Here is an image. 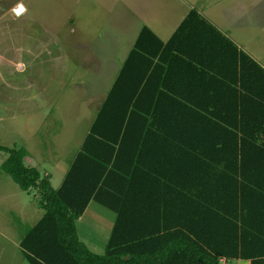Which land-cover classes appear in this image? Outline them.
Segmentation results:
<instances>
[{"label": "trees", "instance_id": "trees-1", "mask_svg": "<svg viewBox=\"0 0 264 264\" xmlns=\"http://www.w3.org/2000/svg\"><path fill=\"white\" fill-rule=\"evenodd\" d=\"M150 39L143 26L58 187L0 142V168L43 208L19 240L30 264H264V68L241 51L237 77L215 72L222 100L154 97L156 54L169 79L193 58ZM91 199L115 212L103 253L76 232Z\"/></svg>", "mask_w": 264, "mask_h": 264}, {"label": "rangeland", "instance_id": "rangeland-1", "mask_svg": "<svg viewBox=\"0 0 264 264\" xmlns=\"http://www.w3.org/2000/svg\"><path fill=\"white\" fill-rule=\"evenodd\" d=\"M17 1L0 0V142L13 146L28 144V135L34 141L38 137V150L50 149L49 153H41L39 162L54 166L55 161L68 158L78 143L80 129L83 132L88 126L109 87L104 86L110 84L112 68L120 57L124 58V50L131 43L132 29L117 32L111 22H106L109 16L99 14L98 22H103L90 25L84 33L81 19L65 23L72 11L79 12V7L71 9L59 2L56 8L41 7L34 0V5L28 1L32 8L20 15L12 8ZM38 11L47 18L39 17ZM50 14L53 22L48 20ZM80 57L83 65L78 62ZM20 62L24 63L22 68ZM23 82L28 85L23 87ZM35 102L50 104L46 115L33 108ZM35 114L39 119L31 118ZM34 143L28 146L35 148ZM6 154L0 150V163ZM59 169L52 171L54 178ZM1 170L5 178L0 177V264H30L19 240L38 216L36 188L22 189ZM92 205H97L99 211L92 217L88 212L86 219L91 218L78 225V233L86 239L91 234L94 242H102L99 250L89 248L103 253L111 227L104 235L102 226L115 219V212L96 200Z\"/></svg>", "mask_w": 264, "mask_h": 264}, {"label": "crops", "instance_id": "crops-1", "mask_svg": "<svg viewBox=\"0 0 264 264\" xmlns=\"http://www.w3.org/2000/svg\"><path fill=\"white\" fill-rule=\"evenodd\" d=\"M28 1L34 5V0H18L15 3L16 5L14 4L12 6L13 12L15 14L24 15L28 12V9L32 8ZM38 2L41 7L56 8L58 2L61 4L63 3L62 6L64 7H72L71 9L79 7V12L72 11L71 13L73 15H68L69 18L65 23L70 22L74 24V21L81 19V23L79 24L82 25L84 33L89 31L90 25H99L103 22H98L97 17L99 14L108 15L109 19L107 18L106 22H111L117 32L126 31L128 28L132 29L131 43L124 50L126 51L124 54L125 56L122 59L120 57L115 67L112 68V74L109 80L110 84H106L104 87L108 85L110 87L112 85L124 59L133 47L143 26H147L156 38L161 40V45L156 49L155 46L159 43H155L154 39H150L154 43V47L150 46L152 48L151 51H162L164 56L166 55V51H181L193 58L186 60L189 66L183 65L182 62L173 64L178 67H173L176 71L171 74L175 76L169 79L167 72L164 70H169L168 62H164V59H159L158 52L154 60L158 62L159 65L153 69L156 77L148 81V84L153 90L154 97L165 96L164 98L172 97V99L176 97L180 100V103L192 104H208L222 100L225 93L220 89V80H217L218 76L215 72L221 73L231 79L237 77L238 75L236 74L240 70L239 58L241 57V51L245 52L264 68V0H38ZM18 3H22L24 9L16 13L14 7H16ZM191 10H195L197 15L188 16L187 14ZM43 13L44 12L38 11L37 15L39 17L45 16ZM100 17L103 19L102 16ZM45 18L47 17L45 16ZM48 20L49 22L54 21L52 14L48 16ZM109 32L114 34L112 31ZM89 38L93 39L92 37ZM145 43H147V41H145ZM79 55L80 53L75 56L78 57ZM81 60L83 59L80 57L78 62H80V65H83V61ZM20 66L22 68L24 63H21ZM100 68L101 66L96 69L100 70ZM172 79H175V81H170ZM156 81L159 83H156ZM21 85L26 87L28 84L23 82ZM157 85L159 89H157ZM167 88L175 90L172 92L171 96ZM39 104L35 102L33 108L39 110L41 114L46 115L50 104ZM99 105L91 120L88 121V126L84 128L83 132H81L80 129L78 143L70 155L67 156L68 158L62 162L55 161L56 163L54 166L49 163L42 164L39 162L38 159L41 153H49L50 149H42L40 147L38 150L37 146L40 145V142L36 143L40 141L38 137L36 141H34L33 138L28 135V144L35 142V148H30L28 144L15 143L16 145L25 146L28 151L24 156V163L26 165L35 166L41 175H47L53 188L58 187L62 182L71 160L83 143L90 123L99 109ZM31 118L37 120L39 119V115L36 116L35 114V116H31ZM34 132L32 131L29 134H33ZM38 134L39 133H35L36 136ZM55 168H60L56 170V178H54L52 174ZM0 177L3 178V180L5 178L1 174ZM18 191L21 192L20 189H18ZM36 197L38 198L37 191ZM92 200L95 199L89 200L82 213L76 219V231L79 239L88 247L99 250L103 246L101 244L102 242H94V237L91 234L87 235L86 239L81 237L78 233V225L86 220L88 222L93 213L99 211L97 205H92ZM38 204L39 209L36 210L38 211V216L34 223L43 214V208L40 206L39 198ZM91 206H95V208L90 210ZM88 212L91 214V217L86 219ZM22 213L24 214L23 211ZM113 221L102 226L105 227L102 234L105 235L107 233L109 227H112ZM241 259L243 258L228 259L222 257L220 260L222 264H233L234 262L250 263L249 259H246V261H241Z\"/></svg>", "mask_w": 264, "mask_h": 264}, {"label": "water", "instance_id": "water-1", "mask_svg": "<svg viewBox=\"0 0 264 264\" xmlns=\"http://www.w3.org/2000/svg\"><path fill=\"white\" fill-rule=\"evenodd\" d=\"M24 9V6L22 5V3H18L16 7H14V11L16 13H19L20 11H22ZM241 261H246V259H241Z\"/></svg>", "mask_w": 264, "mask_h": 264}]
</instances>
